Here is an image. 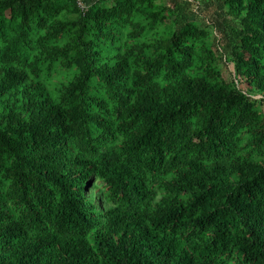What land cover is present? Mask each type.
<instances>
[{"label":"trees","instance_id":"1","mask_svg":"<svg viewBox=\"0 0 264 264\" xmlns=\"http://www.w3.org/2000/svg\"><path fill=\"white\" fill-rule=\"evenodd\" d=\"M0 264H264V0H0Z\"/></svg>","mask_w":264,"mask_h":264},{"label":"rangeland","instance_id":"2","mask_svg":"<svg viewBox=\"0 0 264 264\" xmlns=\"http://www.w3.org/2000/svg\"><path fill=\"white\" fill-rule=\"evenodd\" d=\"M169 2V1H168ZM196 15H197V9L195 8V12H194ZM202 13V12H201ZM200 13V15L201 16H203V13L201 14ZM199 14V13H198ZM188 16H189V18L190 19H195V20H197V18H196V16L193 14V13H191V14H188ZM197 16H199V15H197ZM204 16H205V14H204ZM220 68H221V72H222V76H223V78L226 80V81H230L231 80V75H230V73H229V66H226L224 63H220Z\"/></svg>","mask_w":264,"mask_h":264}]
</instances>
